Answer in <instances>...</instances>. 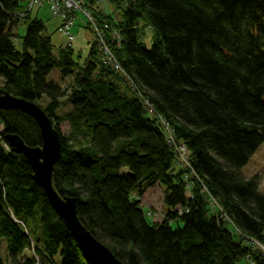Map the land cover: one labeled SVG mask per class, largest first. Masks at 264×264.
Wrapping results in <instances>:
<instances>
[{
	"label": "trees",
	"instance_id": "16d2710c",
	"mask_svg": "<svg viewBox=\"0 0 264 264\" xmlns=\"http://www.w3.org/2000/svg\"><path fill=\"white\" fill-rule=\"evenodd\" d=\"M24 1L0 0L2 88L28 102L47 97L48 116L71 124V138L55 127L62 147L53 181L62 197L76 199L88 231L123 264H264L245 244L264 245V191L257 176L242 172L264 143V0H105L121 19L93 16L108 26L122 72L103 63L98 42L83 63L71 44L55 54L42 21L28 12L20 21ZM27 21L20 38L17 27ZM141 24L155 33L151 48ZM55 69L74 84L51 80ZM65 98L71 110L58 118ZM160 119L189 151L191 171H174ZM0 122V264H100L5 140L16 134L42 146L37 121L9 109L0 110ZM82 130L86 142L74 145ZM156 184L167 213L150 224L139 199ZM209 197L223 212H211Z\"/></svg>",
	"mask_w": 264,
	"mask_h": 264
},
{
	"label": "rangeland",
	"instance_id": "374dc122",
	"mask_svg": "<svg viewBox=\"0 0 264 264\" xmlns=\"http://www.w3.org/2000/svg\"><path fill=\"white\" fill-rule=\"evenodd\" d=\"M29 1L31 0H25L24 6H27ZM82 4L84 8L86 9V11L90 14L89 15L90 18L93 20V22L96 24L99 30L101 28H100V25L96 22L93 16L94 14H96L97 16L98 15H103V16L111 15L112 17H114L115 21H119L121 19L120 11L115 9L111 4H109L105 0H96V4H93L92 7H89L84 2H82ZM30 15L32 19H38L43 22L46 28L45 34L51 38L52 44L55 47L54 49L55 54L58 53L57 51L59 48L61 47L64 48L71 44V47L74 50L75 58L78 61L83 63L85 62V59L89 55V51H90L89 47L94 42L99 43L100 49L103 52L104 47L101 44V39H100L101 34L103 35V33H100V31L98 33L95 32L94 28L91 27V25H89L90 18L88 19L82 13H77L75 25L71 29V35L73 36V38L71 39H69L67 36L59 32V27L61 26L62 20L61 18L54 17L52 6L50 3L46 2L42 7H39L38 5H36L33 8ZM28 23L29 21H27V23H21L18 25L15 33L18 34L20 38L26 35ZM141 26L145 27L144 33L142 35V42H144L148 48H151L153 45V36L155 33L150 27H146L144 26V24H141ZM20 38H17V37L14 38V41L17 45L20 44V40H21ZM50 79L54 80L57 83H61L64 87H69L72 84H74L72 78L66 79L65 81L61 80V71L59 69H55L50 74ZM124 80L128 86L127 88H131L130 86H132L133 89H129L130 92H132V90L133 91L136 90L135 86L128 78L125 77ZM121 85L123 89H125V86L123 84ZM0 87H3L1 80H0ZM37 104L40 107H42V109H46V107L49 104V100L47 97H44L43 100L37 102ZM70 110H71V105L69 103L68 98L63 99L61 103V107L57 112V117L63 118L65 114L69 112ZM150 112H152V110H150ZM160 122L165 132V135L168 139V143H170V146L174 150L175 155L177 157L176 163L174 165V171L178 172V170H180L181 168L190 170L189 151L185 148V145L183 143H178L176 141L175 136L172 134V131L169 125L165 123L162 119H160ZM57 123H59L58 126L60 127L61 134L63 136L70 137V138L73 136L74 131L69 122L55 121L54 122L55 127ZM3 129H4V126L0 122V132H2ZM81 132L82 133L77 132V137H73L72 143L74 145H77L78 143L84 144L86 142L87 138L84 136L85 131L82 130ZM242 172L248 178L257 176L260 182V189L264 191V143L257 150V152L253 155V157L249 160L248 164L242 169ZM189 175L193 176L192 173H190ZM186 182L190 183V180ZM134 197L136 199L140 198L137 194H134ZM139 200H140V207L143 209L144 213L146 214V219L150 224L160 223L164 220L165 215L167 213L166 206H165L164 187H162L160 184H156V185L149 187L145 191L144 195ZM209 203L211 206V212H213L214 214L223 212V209L219 206V204L213 198L209 197ZM174 227H176V223H174ZM245 244L254 250H258V252H260V254H262V256L264 257V245L263 244L259 242H255L253 240H249V239L245 240ZM2 251H3L4 256H6L4 247L2 248Z\"/></svg>",
	"mask_w": 264,
	"mask_h": 264
},
{
	"label": "water",
	"instance_id": "95a60500",
	"mask_svg": "<svg viewBox=\"0 0 264 264\" xmlns=\"http://www.w3.org/2000/svg\"><path fill=\"white\" fill-rule=\"evenodd\" d=\"M16 109L32 116L41 129L42 146L31 147L16 134H8L5 140L19 154L25 156L34 172L33 178L53 202L56 210L73 233L76 240L100 264H123L105 244L82 224L77 213L76 199L71 196L62 197L54 186V169L61 156V139L54 121L35 102H28L11 95L0 87V110Z\"/></svg>",
	"mask_w": 264,
	"mask_h": 264
},
{
	"label": "built area",
	"instance_id": "2783aa9c",
	"mask_svg": "<svg viewBox=\"0 0 264 264\" xmlns=\"http://www.w3.org/2000/svg\"><path fill=\"white\" fill-rule=\"evenodd\" d=\"M50 3L52 6L53 15L56 18H61V26L59 28V32L65 36H67L69 39L73 38L71 35V29L75 25L77 13H82L85 17L88 19L90 18V14L86 11L84 8L82 1L80 0H31L28 2L24 12L22 14H19L20 21L23 22L26 19V13H31L33 8L38 5L39 7H42L45 3ZM91 27L94 28L95 32L103 33L101 34V44L103 45L104 49L102 52V61L105 65L111 66L116 71L122 72L121 66L118 63L115 55L110 50L108 44H107V37L104 35L105 31L104 29H98L96 24L93 22V20L90 18ZM108 26H105V29H107ZM110 37L113 40L120 41V35L118 32H112L110 33ZM1 133V132H0ZM186 148V147H185Z\"/></svg>",
	"mask_w": 264,
	"mask_h": 264
},
{
	"label": "crops",
	"instance_id": "0c3cea01",
	"mask_svg": "<svg viewBox=\"0 0 264 264\" xmlns=\"http://www.w3.org/2000/svg\"><path fill=\"white\" fill-rule=\"evenodd\" d=\"M60 28V27H59ZM90 48V47H89Z\"/></svg>",
	"mask_w": 264,
	"mask_h": 264
}]
</instances>
